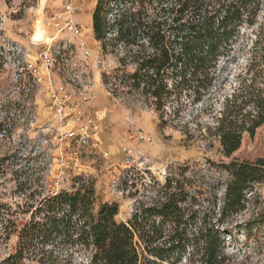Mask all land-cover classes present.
<instances>
[{"label":"rangeland","instance_id":"rangeland-1","mask_svg":"<svg viewBox=\"0 0 264 264\" xmlns=\"http://www.w3.org/2000/svg\"><path fill=\"white\" fill-rule=\"evenodd\" d=\"M96 2L74 0L73 16L81 38L98 56L97 61L92 57L85 60L93 70L98 62L100 71L93 72L91 88L81 97L83 108L99 126L98 147L92 149L74 141L59 142L47 108L49 78L43 69L40 84L28 72L20 74L17 66L22 56L8 51V42L21 44L29 49L25 59L33 60L46 44H76L67 30L58 34L54 26L55 20L64 18L60 1L0 0V264L17 251L22 234L33 237L24 251V264H39L31 252L42 246L47 255L57 259L56 263L79 264L86 260L88 254L80 247L64 243L63 233L52 232L50 227L41 232L31 226L36 221L42 223L43 218L55 217L41 207L50 196L91 190L92 213L102 204H116L115 220L126 223L141 206L164 200L168 178L172 179L171 192L185 198L180 206L187 209L186 216L198 222L204 216L219 230L220 264H264V182L246 191L243 209L225 218L220 216L224 183L229 178L222 164L264 159V123L252 136L244 132L239 149L229 157L223 155L215 132L225 101L232 94L242 91L238 102L264 95V0H258L254 16L245 20L252 23L244 21L238 27L236 36L216 60L211 86L199 94L178 89L159 110L149 95L130 86L128 75L135 71L136 63L123 58L128 50L138 48L114 43L110 38L104 46L95 40L89 17ZM172 2L149 0V20L157 12L163 19L161 9ZM37 25L49 38L35 40ZM75 50L68 47L57 59L56 69L50 72L53 84L66 80L68 68L58 72L64 60L69 67L80 65L76 75L82 79L87 67ZM176 80L168 79L169 90L174 89ZM103 107L107 119L97 115ZM127 119L151 138L135 146L129 161L123 152L132 144L128 141ZM180 264L189 262L182 260Z\"/></svg>","mask_w":264,"mask_h":264},{"label":"trees","instance_id":"trees-1","mask_svg":"<svg viewBox=\"0 0 264 264\" xmlns=\"http://www.w3.org/2000/svg\"><path fill=\"white\" fill-rule=\"evenodd\" d=\"M148 1L97 0L91 21L94 38L103 46L110 38L114 43L138 48L128 50L123 58L136 63L135 71L128 75L130 86L149 95L156 110L176 91L199 94L211 86L216 60L224 54L238 27L252 23L245 20L254 16L259 4L258 0H173L161 9L163 19L157 12L149 20ZM168 79H177L174 89L169 90ZM241 96L242 91H238L225 101L215 127L225 157L239 149L244 132L252 136L264 123V95L238 102ZM249 106L252 110H245ZM222 167L229 176L220 208V216L225 218L243 209L246 191L264 182V159L254 163L232 160ZM172 188V179L168 178L164 200L141 206L126 223L115 220L116 204H102L92 213L91 190L60 192L41 205L55 217L31 226L41 232L50 227L52 232L63 233L65 244L77 245L88 254L79 264H180L182 260L220 264L219 230L204 216L201 222L186 216L187 209L180 206L185 198H178ZM32 239L22 234L17 251L1 264H24V251ZM46 252L42 246L31 255L33 259L38 257L39 264H61Z\"/></svg>","mask_w":264,"mask_h":264},{"label":"built area","instance_id":"built-area-1","mask_svg":"<svg viewBox=\"0 0 264 264\" xmlns=\"http://www.w3.org/2000/svg\"><path fill=\"white\" fill-rule=\"evenodd\" d=\"M59 1L64 18H62V21H60V18L55 20L54 26L58 34L67 30L75 38L76 44L72 43L69 46L63 44L52 46V44H46V49L37 52L33 60L25 59L29 56V49L21 44L8 42V51L13 53L16 52V54L22 56V61L19 62L17 66L21 68L20 74L26 71L36 83L40 84L42 82L41 70L43 69L49 78L46 90L48 97L47 108L55 123L56 135L59 142L63 143L69 140L76 142V144L81 147L94 149L98 147L100 135L99 126L93 116L83 108L81 97L85 90L91 88L93 72L100 71L97 66L98 62H96L93 70V68L89 69L88 66H86L85 60H90L92 57L96 58L97 61L98 56L92 54L91 49H89L86 42L80 36L81 32L79 26L73 19L76 11L74 0ZM71 46L75 48V52L79 54L78 59L87 67L82 71L83 77L80 79L76 75L80 65L74 66L76 65L74 64L69 67L68 61L64 60V64L58 67V72H62V69L68 68V73L66 72L67 76H65L66 80L59 84H53L50 80V72L56 69L57 59L61 55H64L63 51L67 52L68 47L71 48ZM37 62H39V65ZM126 123L128 141L132 144L124 147L123 152L127 161H129L134 154L135 146L144 142H150L151 138L143 129L137 127L129 119L126 120ZM65 128L67 131H64Z\"/></svg>","mask_w":264,"mask_h":264},{"label":"bare ground","instance_id":"bare-ground-1","mask_svg":"<svg viewBox=\"0 0 264 264\" xmlns=\"http://www.w3.org/2000/svg\"><path fill=\"white\" fill-rule=\"evenodd\" d=\"M34 35V34H33ZM35 40H39L41 38H49V35L46 34L41 25H37L35 28V36H34ZM43 40V39H42ZM44 41V40H43ZM46 41V40H45ZM32 42V41H31ZM34 43V42H33ZM37 44V43H36Z\"/></svg>","mask_w":264,"mask_h":264},{"label":"crops","instance_id":"crops-1","mask_svg":"<svg viewBox=\"0 0 264 264\" xmlns=\"http://www.w3.org/2000/svg\"><path fill=\"white\" fill-rule=\"evenodd\" d=\"M89 26H90V28L92 29V21H91V17H89ZM107 110H106V108L105 107H103V109H99V111L97 112V115H98V117H101V118H106L107 119V116H108V113L106 112ZM101 125L102 126H104V124L103 123H101ZM103 134V133H102ZM104 135H102V137H103ZM103 139V138H102Z\"/></svg>","mask_w":264,"mask_h":264}]
</instances>
